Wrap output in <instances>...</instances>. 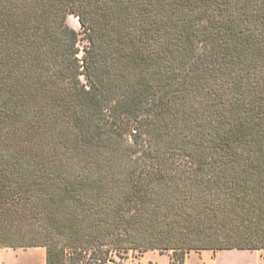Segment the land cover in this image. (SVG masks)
<instances>
[{"label":"trees","instance_id":"16d2710c","mask_svg":"<svg viewBox=\"0 0 264 264\" xmlns=\"http://www.w3.org/2000/svg\"><path fill=\"white\" fill-rule=\"evenodd\" d=\"M31 248L264 253V0H0V249Z\"/></svg>","mask_w":264,"mask_h":264},{"label":"rangeland","instance_id":"374dc122","mask_svg":"<svg viewBox=\"0 0 264 264\" xmlns=\"http://www.w3.org/2000/svg\"><path fill=\"white\" fill-rule=\"evenodd\" d=\"M66 22L79 33L80 49L86 47L87 43L83 38L77 18L69 15ZM168 254L170 252L165 255L148 252L142 259L136 251H128L119 256L113 255L112 260L106 264H169ZM0 264H45V250L43 248L0 249ZM184 264H264V253L237 250L215 253L204 251L199 254L190 253L185 258Z\"/></svg>","mask_w":264,"mask_h":264},{"label":"crops","instance_id":"0c3cea01","mask_svg":"<svg viewBox=\"0 0 264 264\" xmlns=\"http://www.w3.org/2000/svg\"><path fill=\"white\" fill-rule=\"evenodd\" d=\"M150 252H156V251H150ZM148 252H146V253H144L143 255H142V259L144 258V256H145V254H147ZM157 254H158V252H156ZM193 253V252H192ZM259 255H261V254H259ZM200 256V255H199ZM262 256V255H261Z\"/></svg>","mask_w":264,"mask_h":264}]
</instances>
